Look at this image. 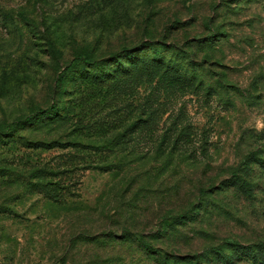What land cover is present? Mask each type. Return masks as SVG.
Here are the masks:
<instances>
[{
	"label": "rangeland",
	"instance_id": "1",
	"mask_svg": "<svg viewBox=\"0 0 264 264\" xmlns=\"http://www.w3.org/2000/svg\"><path fill=\"white\" fill-rule=\"evenodd\" d=\"M39 1L0 0V264H160L127 233L192 256L263 242L264 0ZM157 55L179 82L152 76Z\"/></svg>",
	"mask_w": 264,
	"mask_h": 264
},
{
	"label": "trees",
	"instance_id": "2",
	"mask_svg": "<svg viewBox=\"0 0 264 264\" xmlns=\"http://www.w3.org/2000/svg\"><path fill=\"white\" fill-rule=\"evenodd\" d=\"M36 2H40L39 0H35ZM19 19L24 21L26 24L32 25L31 19L27 16V13L24 10L17 12ZM15 15L8 11H0V22L6 24H12L16 21ZM53 47V44H50ZM138 49V48H137ZM134 49V50H137ZM134 50L125 49L124 55L119 53H112L106 58L102 59H92L89 54H82L80 53L75 60L77 62L88 64L91 66H99V64L103 61H113L118 64H121L122 58L126 57H133L136 52ZM162 56L153 57L152 61H148L145 65L153 77L159 75L161 77L162 82L165 85L172 86L179 82L182 79L183 75L180 71L181 67H174L169 66L163 60ZM135 65L132 68L129 64L124 69L126 72L125 74L129 75L132 72L139 74L142 70L141 66H138L135 61L133 62ZM108 80V79H107ZM101 83H104L106 79H101ZM64 115L60 112L59 105L53 104L47 108H38L34 115L32 116H25L18 121L25 124L33 123L36 119H60ZM16 131L12 130L9 132H4L0 130V136L2 135H9L14 136ZM248 167V166H247ZM226 186H233L239 191H242L245 194L252 195L255 191V184L248 182L245 178L239 177L232 179L230 182L225 184ZM190 219H195V217H188L186 214L179 215L172 221H169L163 229L164 235L161 237H167L170 234H173L178 229V225H184ZM124 241H133L138 244L140 249L148 255L152 257L160 264H232L235 260H247L252 264H264V241L258 242L256 244L245 245L235 240H227L223 246L215 247L206 251L204 253L196 254V255H177L171 254L165 251L156 248L151 242L149 238L145 236L143 233L135 234V233H127L124 236ZM229 251V252H228Z\"/></svg>",
	"mask_w": 264,
	"mask_h": 264
}]
</instances>
